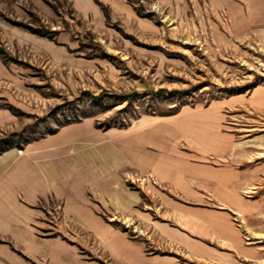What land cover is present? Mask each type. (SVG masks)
I'll return each instance as SVG.
<instances>
[{
    "label": "rangeland",
    "instance_id": "rangeland-1",
    "mask_svg": "<svg viewBox=\"0 0 264 264\" xmlns=\"http://www.w3.org/2000/svg\"><path fill=\"white\" fill-rule=\"evenodd\" d=\"M47 1L54 25L29 22L58 31L53 43L0 57L22 84L0 86L26 107L1 103L15 120L0 126V150L84 119L114 129L146 168L126 183L147 219L117 228L183 264H264V0H125L132 16ZM46 206L48 235L91 247L86 229L62 220L61 201ZM167 228L204 248L171 242Z\"/></svg>",
    "mask_w": 264,
    "mask_h": 264
},
{
    "label": "crops",
    "instance_id": "crops-1",
    "mask_svg": "<svg viewBox=\"0 0 264 264\" xmlns=\"http://www.w3.org/2000/svg\"><path fill=\"white\" fill-rule=\"evenodd\" d=\"M73 2L82 13L100 15L99 5L105 4L113 7L115 13L133 14L125 0ZM31 13L41 23L54 25L55 11L47 0H0V48L4 55L15 45L34 47L39 42L54 40L12 22L31 26ZM9 58L12 62L13 57ZM4 82L22 86L0 58V85ZM6 88L0 86V126L15 120V115L1 103L26 108ZM120 136L114 129H95L92 121L84 119L62 125L22 147L0 151V264H183L174 255L148 251L142 239L128 235L114 222L130 216L147 219L137 209L140 194L130 190L126 183V175H133L135 167L141 172L146 168L144 164L139 167L138 158L121 144ZM162 172L158 167L157 176L166 179L168 175ZM185 187V191L189 190L187 184ZM50 200L63 203L65 223L89 232L91 247H87L86 240L79 241V247L46 233V205ZM193 218L187 222L195 224ZM164 231L171 242L204 248L200 242L171 228Z\"/></svg>",
    "mask_w": 264,
    "mask_h": 264
},
{
    "label": "trees",
    "instance_id": "trees-1",
    "mask_svg": "<svg viewBox=\"0 0 264 264\" xmlns=\"http://www.w3.org/2000/svg\"><path fill=\"white\" fill-rule=\"evenodd\" d=\"M12 22L15 23V24H18V25L25 26L26 28H28L32 32H34L36 34H39L41 36L48 37L50 39H52L55 36V34L57 33V31H55V30L47 31V30H43L42 28L31 27L29 25H25V24H22V23H19V22H15V21H12ZM2 54H4V51H3L2 48H0V55H2ZM7 140L8 139H6V138H0V143H6ZM4 149H6V147L2 148L0 151H2Z\"/></svg>",
    "mask_w": 264,
    "mask_h": 264
}]
</instances>
